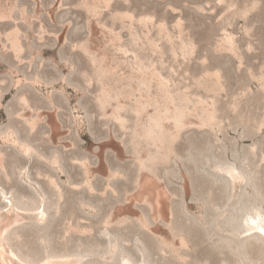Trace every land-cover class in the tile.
I'll return each instance as SVG.
<instances>
[{"label": "rangeland", "instance_id": "1", "mask_svg": "<svg viewBox=\"0 0 264 264\" xmlns=\"http://www.w3.org/2000/svg\"><path fill=\"white\" fill-rule=\"evenodd\" d=\"M0 16V228L17 217L5 257L264 264V233L247 227L264 225V0H0ZM138 62L190 99L174 151L142 171L165 191L154 210L137 193L135 97H121L124 126L100 101ZM200 99L214 100L206 125Z\"/></svg>", "mask_w": 264, "mask_h": 264}, {"label": "bare ground", "instance_id": "2", "mask_svg": "<svg viewBox=\"0 0 264 264\" xmlns=\"http://www.w3.org/2000/svg\"><path fill=\"white\" fill-rule=\"evenodd\" d=\"M15 46L18 47L19 50L21 49V46L18 44V39H16ZM100 62L101 68H103L105 73L111 75L117 74V66H108V64L106 66L104 58H102ZM118 81L122 82L125 87L120 88L116 93H114L113 88L109 83H103L102 95L100 97L101 105L103 108H106V106L110 104V101L114 98L117 101V105L114 107L111 117L119 121L124 126L126 118L123 116L122 111L125 108V104L121 101V97L128 99H133V97H135V102L132 107L138 115V123L134 129L133 139L135 153L138 157V169L141 173H139V177L136 179L138 187L137 193L138 196L142 198L146 192L145 200L144 197L142 199L154 210L157 207H161V205L163 207L165 201V191L159 187L149 175L143 177L142 171L150 170L154 175H157L153 166L159 159H167L170 153L174 151L172 143L178 137L181 129L186 126V118L191 113L188 106L190 99L188 94H185L181 97L180 101L177 102L168 81L162 77L161 73L158 72L153 64L142 65L141 62H138L136 66L133 67V74L119 76ZM156 81L162 100L158 99L157 96H152L151 89L154 87V83H156ZM144 90L148 93V99L146 100H144ZM136 91L140 93L139 97H137ZM199 102L202 103V107L201 109L196 108L197 113H195V115L201 119V125H206L215 118V110L213 108L214 100L211 104L207 103V105L203 103L204 101L202 99H200ZM150 106L153 107L152 113L149 112ZM145 114L148 116L147 120L143 119ZM169 122L173 124L171 128L167 127V123ZM143 142H145L149 147L147 158H144L141 154V151L143 150ZM150 147H154V149H151ZM24 149L26 151L28 150L26 147ZM146 153L147 152H145V154ZM53 183L56 184L54 179ZM151 197L153 198L151 199ZM135 199H137V197L134 198V201ZM40 217L42 218L41 214ZM15 221H17V217H14L12 213H8L0 228V245L2 243L1 238L3 232L11 223ZM247 227L250 230H259L260 228H264V225L255 221H248ZM0 258L2 260V264H24L21 262H15L9 257H5L4 252L1 250ZM46 264L75 263L69 259H64L50 260L47 261Z\"/></svg>", "mask_w": 264, "mask_h": 264}, {"label": "snow or ice", "instance_id": "3", "mask_svg": "<svg viewBox=\"0 0 264 264\" xmlns=\"http://www.w3.org/2000/svg\"><path fill=\"white\" fill-rule=\"evenodd\" d=\"M221 2H223V0H221ZM5 17H3V16H0V19H4ZM10 35V34H9ZM231 37H227V40H228V42H231ZM28 151H31L30 149L28 150ZM229 175H231V173H229ZM9 203H10V201H9ZM41 216L43 217V215H44V212H43V209H41ZM262 233H264V228H260L259 229ZM124 264H128V262L127 261H125L124 262Z\"/></svg>", "mask_w": 264, "mask_h": 264}]
</instances>
